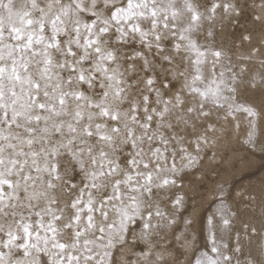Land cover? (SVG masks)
<instances>
[{"label":"snow or ice","instance_id":"obj_1","mask_svg":"<svg viewBox=\"0 0 264 264\" xmlns=\"http://www.w3.org/2000/svg\"><path fill=\"white\" fill-rule=\"evenodd\" d=\"M234 133L264 154V0H0V264H264Z\"/></svg>","mask_w":264,"mask_h":264},{"label":"rangeland","instance_id":"obj_2","mask_svg":"<svg viewBox=\"0 0 264 264\" xmlns=\"http://www.w3.org/2000/svg\"><path fill=\"white\" fill-rule=\"evenodd\" d=\"M243 135L241 134L239 141L234 133L231 138L227 141L230 150L234 149L233 155L237 158V168L242 169L236 171L235 182L243 183L247 185L248 183H256L262 176H264V165H262V160H264V154L256 151L255 154L248 155L247 166L241 163V158H243L247 153L245 146L242 143ZM229 183H233L232 177H226ZM202 194H205L208 199H211L210 193H205L203 188L199 189ZM199 200V197H197Z\"/></svg>","mask_w":264,"mask_h":264}]
</instances>
